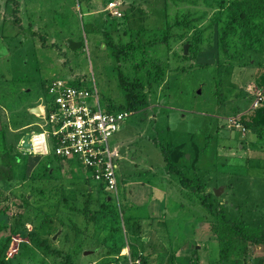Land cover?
Listing matches in <instances>:
<instances>
[{
  "label": "rangeland",
  "instance_id": "1",
  "mask_svg": "<svg viewBox=\"0 0 264 264\" xmlns=\"http://www.w3.org/2000/svg\"><path fill=\"white\" fill-rule=\"evenodd\" d=\"M15 1L20 23L12 12ZM108 2L118 7L108 10ZM217 2L209 0L207 6L200 7L186 5L191 10L187 18H202L197 22L198 30L207 32L202 30L204 36L200 37L210 44L215 42V29L212 36L209 32L218 11ZM163 5L162 0H0V76L16 81L0 83V126L5 127L7 143H19L22 148L27 131H40L48 100L43 83L53 79L79 81L90 91L95 88L103 109L109 104L118 110L124 104V94L118 87L116 69L132 80L139 76L133 65L143 55L138 52L129 54V58L122 55L125 62L115 60L113 49L119 50L129 40L123 34L127 23L111 13L123 14L121 7L131 6L129 17L136 20L132 29H152L161 25L158 18L162 17ZM183 14L187 12L180 13ZM106 29L114 37L113 48L105 40ZM194 33L197 32L186 38L190 43L194 42ZM68 40L82 45L71 49ZM183 46L178 43L167 52L149 53V57L163 60V77L148 88L149 106L129 114L119 131L109 138V148L125 149L116 161L118 203L114 197L107 202L113 214L94 215L92 220V209L107 208L103 200L109 195L79 164L53 154L44 158L32 154L20 170L21 179L0 182V249L10 239L6 260L17 255L26 243L27 260L22 264H103L104 239L108 244L116 241L122 246L127 240L129 248H134L137 235L133 234L144 233L151 226L155 231V254L164 264H168L171 246L177 248L178 257L213 264L218 260V244L208 230L205 220L209 216L199 197L212 192L215 195L216 189L219 194L209 201L217 210H225L227 218L264 226V161L258 160L264 157V147L256 141L251 143L256 138L250 131L238 128V116L234 117L253 110L259 91L257 66H264V42L260 53H247L253 66L228 69L229 76L225 78L229 80L220 78L221 84L213 65L201 67L184 56L177 59L173 55L183 53ZM144 53L148 55L147 50ZM198 59L208 64L218 62L214 48L206 49ZM150 70L154 72V66ZM9 88L17 92L11 95ZM241 91L243 98L236 99ZM27 123L30 125L17 130ZM161 148L176 166L189 168L185 173L192 186L201 179L203 195L184 189L179 177L167 171ZM39 161L51 165L52 174L41 182H31L30 174ZM83 190L94 199L85 203ZM24 204L33 208V215L25 220L26 229L36 232L31 241L12 233L13 222L25 211ZM85 205L89 210L83 215ZM72 206L79 211H72ZM152 207L155 216L149 210ZM47 248L50 252L61 251L63 258L50 254ZM86 251L91 254L85 255ZM64 254L70 256L71 262ZM249 256L245 264H258L264 259V247H249Z\"/></svg>",
  "mask_w": 264,
  "mask_h": 264
},
{
  "label": "trees",
  "instance_id": "2",
  "mask_svg": "<svg viewBox=\"0 0 264 264\" xmlns=\"http://www.w3.org/2000/svg\"><path fill=\"white\" fill-rule=\"evenodd\" d=\"M162 1L164 4L163 11H161L162 13H160L162 17L161 19L158 18L161 25L157 24L158 26L155 28L150 27L152 29H149L147 27L132 29V26H134V22H136V20H133V18L129 17V15H132V11H133L132 10L133 8L131 6L128 7L123 14L121 13V18L124 19L125 23H127L126 28L123 30L124 32L123 34L125 35L124 38L125 40H129V41L124 43V45L121 44L119 50L113 49L115 50L113 52L114 58L115 60L125 62V58H122L124 60H121L122 55L126 57V55L127 56L129 54L135 55L138 54V52H140V55L142 54L143 57L140 61H138L135 65H133V68L136 71L139 70L138 72L139 76L137 77L135 76L134 78H132V80H129V78L125 77L122 73V70H120L119 68L116 69L118 87L123 91L124 94V104L119 106L118 110H113V106L108 105L109 109L112 112L126 111L129 113H134L136 111L143 110L144 108L149 106L147 93L150 90L148 88L152 87L154 85V82L158 79H161L164 74L163 60L152 56L149 57V53L153 54L157 50L159 52L162 51L164 53L169 51L170 46L172 45L175 46L178 43H184V44L189 43L188 44L189 50L187 55H184V53H180L179 55L177 52H175V54L173 55H175L177 59H182V56H184L185 58L189 60H193L195 62L206 49L214 48L216 53V60H218V62L216 64L214 63V64H202V65L197 64V65L201 67H207L209 65H213L216 69V73H218L217 79L219 80L218 82L220 83L222 82L220 78H225L229 76L227 75L229 72H226L228 69H233L235 67L246 68L254 65L253 63H250L249 60H247L250 57L247 54L248 52H255V53L261 52L260 51L261 45L264 42V0H218V2L216 3L218 11L213 16V19L210 22L212 29L209 32L211 33L212 36L215 29L216 36H215L214 44H210L206 42L207 39H204V37H200L201 34L204 36V32H202V30L204 29L198 30L197 27V22L202 20L201 17L187 18L188 13L191 10H188V7H186V5L191 6L190 4H192L199 7L201 5L207 6V2H209V0H191L190 2L182 1V0H162ZM17 8H18V3L15 1L12 12L15 17L14 20L17 23H20V18H18L17 15V12L19 10ZM184 11L187 12V14H183V16H181L180 13L182 14ZM120 27L122 28V26ZM194 31L197 32L194 33L196 37H194V42L190 43L186 38H188V35L192 34V32ZM104 36H105V40L113 48L115 46L114 44L116 43L112 44V42L114 41V37L112 36V33L106 32ZM112 48L110 49L112 50ZM145 50H147L148 55L147 54L145 55L144 53ZM127 58H129V56ZM243 60H246L247 63L246 64L242 63ZM236 64H240V65H236ZM258 65L259 66L255 65L260 69L256 83H257V88L261 92V100L259 101L257 107L255 108L252 107L253 108L252 111H250L248 114H243L238 118L237 127L238 128L241 127L244 131H250L253 137L256 138V140L251 141V143L254 144V142L256 141L255 142L256 144H259L260 146L264 147V66H261V64ZM150 66H154V72H151ZM224 80H229V79L225 78ZM11 81L16 82L15 80H12V78H6L5 76H0L1 85H5ZM73 85L79 86L81 84L79 81L78 82L75 81L73 82ZM45 87L46 84L44 82L43 89L46 95ZM2 90L3 89H0V92ZM8 91L12 92L11 95L17 92L15 90H11L10 88ZM242 95H244L243 91H241L240 95H237L236 98H243ZM29 125L30 123H27L24 126L20 125L19 128L16 129L19 130ZM14 126L17 127L18 125H14ZM30 132L31 130L27 131L28 134ZM25 133H21V135L23 136ZM7 136L5 132V127L1 125L0 126V182L2 183L12 182L15 181L16 179H21L22 177L20 176L21 174L20 170L25 168L29 157L32 154L35 155L30 149H22L19 143L14 144L13 142H10L11 144H8ZM161 151L163 153L167 171L174 173L176 174L177 177H179L180 185L184 189L195 193V195L197 196L199 194L203 195V189H205V187H203V183H200L201 179H197L196 180V182L198 181L197 185L192 186V184H190L191 180L188 179V177H186V173H185V171L189 168L186 167L187 168L186 169L183 166H176L174 163H172L169 157V153L164 151V149L162 148ZM261 153L264 154V151L263 152L261 151ZM44 157L45 156H41V158ZM258 160L264 161V157H261ZM42 164L43 163L39 161L37 167H35L32 170L29 177L31 179V182L32 181L41 182L43 179H46L49 176H51L50 174H52L51 173L52 166L49 165L48 163L47 164L45 163L44 165ZM99 188L102 192L109 195V196L106 195L107 198L103 200L105 201L107 208H102V209L99 208V209H95V211L92 209V220L95 218L93 217L94 215L101 214V217H103L105 214H107L108 216L113 214L112 210L109 209V205L107 202L111 199V197L114 196L110 192L105 191L104 187L101 184L99 185ZM88 193L89 194L91 193L90 187H88ZM88 193L86 192L85 194L83 193L86 199L85 203L90 201L91 199L92 200L94 199V197L92 198ZM214 196L215 195L212 192V193H206V195L199 197V202L201 206L206 210L209 216L208 220H205L206 223L208 224V230L209 232H211V235L214 236L215 242L218 244V249H219L218 260L213 264H245L244 262L246 261V259L251 258L249 256V247L250 248L264 247V226L262 227L251 226L245 224L242 221L238 222L227 218L225 210L223 209L217 210L215 206H213L214 202L209 201L211 197L214 198ZM114 198L118 203V195L117 197ZM78 200L75 202H78ZM25 202H27V198H25ZM27 204H24L25 211H22L20 215L17 216L15 222H13L12 233L19 235L23 239L30 238L29 240L31 241V239L34 240V236L36 235V232L35 231L30 232L25 227L26 226L25 220H27L29 215H33L32 214L33 208H30L31 206L28 207ZM65 207L67 209L68 206ZM70 208L75 213L79 211V208H76V206H72ZM88 210H89L88 207L85 205L84 209L82 210L83 215L86 214ZM35 216L38 218L36 212H35ZM209 218H211L210 219L211 221L209 220ZM209 222L211 225L209 224ZM72 227L75 228L74 224H72ZM75 230L77 229L75 228ZM149 232L150 229H147L144 233L133 234V236L137 235L135 243L138 245L136 246L135 244L134 248H130V253L134 258L140 259V264H151L150 259L152 258V256L156 257L158 255L155 254L157 250L154 243L151 241V237L153 233L149 234L148 236H144ZM144 237L147 239L146 241H143ZM37 239H40L38 234H37ZM9 242L10 239L7 238L6 243L0 249V264H22L23 263L22 261L27 260L26 254L28 249L26 243L22 244L23 251L22 248H20L21 250L19 249L20 251H18L17 255L6 260L5 252L8 248ZM107 242H108L107 239H104L103 242H101V244H103L104 247L106 248V255L112 254L115 257L121 252L123 247H125L119 245L118 243H116V241H112L110 244H108ZM125 243L128 244L127 240H125ZM45 246H49V245L45 243ZM49 250L50 249H48V251ZM50 251H49L50 254L56 257L60 256L63 258V253L61 251H53V252ZM176 252H177V248L173 249L171 246V253H170V257L168 258V264H200L198 259L195 260L184 259L178 257V255H176ZM64 255L66 260H69L71 262L70 256L68 254H64ZM114 257L113 259H111V261L108 260V263H112L114 261ZM38 263L47 264L45 261L44 262L41 261V263L40 262ZM263 263H264V259L258 260V264H263ZM70 264L73 263L71 262Z\"/></svg>",
  "mask_w": 264,
  "mask_h": 264
},
{
  "label": "built area",
  "instance_id": "3",
  "mask_svg": "<svg viewBox=\"0 0 264 264\" xmlns=\"http://www.w3.org/2000/svg\"><path fill=\"white\" fill-rule=\"evenodd\" d=\"M107 7L111 10L118 6L111 2ZM111 14L121 16L120 11ZM45 88L47 115L40 131L29 133L30 150L79 164L105 191L117 197L116 161L121 153L118 148H109L108 141L131 113L112 112L109 104L103 109L96 89L90 91L83 84L75 86L53 79ZM260 100L261 92L257 91L252 107H257ZM110 264H140V259L131 255L126 244Z\"/></svg>",
  "mask_w": 264,
  "mask_h": 264
},
{
  "label": "crops",
  "instance_id": "4",
  "mask_svg": "<svg viewBox=\"0 0 264 264\" xmlns=\"http://www.w3.org/2000/svg\"><path fill=\"white\" fill-rule=\"evenodd\" d=\"M109 1H111V0H109ZM109 3H111V2H108V4ZM114 3V2H113ZM108 6V5H107ZM107 9H108V7H106ZM126 8V9H125ZM127 8H128V6L126 7V6H122L121 7V10H127ZM105 9V8H104ZM89 9H87V11H88ZM109 10V9H108ZM121 17V16H120ZM112 30V29H111ZM106 32H110V30H108V29H106V31L104 32V35H105V33ZM111 33V32H110ZM127 38H129V37H127ZM208 62V61H207ZM195 63L196 64H200V65H202V64H208V63H202L201 61H200V59H197V61H195ZM237 99V98H236ZM234 104V103H233ZM245 114V113H244ZM241 115H243V113L242 114H240V113H238V114H235V116L234 117H237L238 116V118L241 116ZM238 120V119H237ZM123 149V148H122ZM124 150V152L123 153H125V149H123ZM147 198V197H146ZM145 201V200H144ZM145 203H146V201H145ZM149 210H151V213L152 214H154L153 213V207L152 208H150ZM156 214H154V216H155ZM161 217H155V219L156 220H158V219H160ZM148 229H150V232L148 233V234H145L144 236H148L149 234H151V233H153V235H152V237H151V241L152 240H155L154 239V233H155V231H153L152 230V227H149ZM147 239L144 237V239H143V241H146ZM154 243V242H153ZM127 244V243H126ZM129 245V244H128ZM100 246H102V245H100ZM105 255L104 256H101V259H103V260H105V264H109L108 263V260H110L111 261V259H113V257H114V255H106V251H105V253H104ZM150 263L151 264H164V262H162V260H160L159 258H157V256L155 257V256H152V258L150 259Z\"/></svg>",
  "mask_w": 264,
  "mask_h": 264
},
{
  "label": "water",
  "instance_id": "5",
  "mask_svg": "<svg viewBox=\"0 0 264 264\" xmlns=\"http://www.w3.org/2000/svg\"><path fill=\"white\" fill-rule=\"evenodd\" d=\"M67 45L71 49H75L77 47H80L82 45V43H74V42L68 40L67 41ZM188 48H189V45L188 44H184V46H183V53H184V55H187L188 54ZM28 139H29V134L25 135V137H24V140H23V143H22V148L23 149H30V145L28 143ZM123 152H124V150L123 149H120V153H123ZM218 194H219V190L216 189L215 190V195H218ZM54 238L55 237H53V239ZM84 254L85 255H88V254H91V252L90 251H86V252H84Z\"/></svg>",
  "mask_w": 264,
  "mask_h": 264
},
{
  "label": "clouds",
  "instance_id": "6",
  "mask_svg": "<svg viewBox=\"0 0 264 264\" xmlns=\"http://www.w3.org/2000/svg\"><path fill=\"white\" fill-rule=\"evenodd\" d=\"M110 264V263H109Z\"/></svg>",
  "mask_w": 264,
  "mask_h": 264
}]
</instances>
